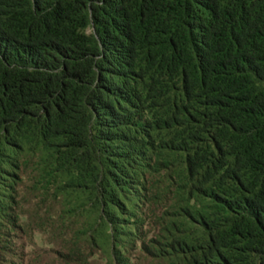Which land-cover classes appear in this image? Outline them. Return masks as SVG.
<instances>
[{
  "label": "trees",
  "instance_id": "1",
  "mask_svg": "<svg viewBox=\"0 0 264 264\" xmlns=\"http://www.w3.org/2000/svg\"><path fill=\"white\" fill-rule=\"evenodd\" d=\"M36 217L46 264H264V0H0V264Z\"/></svg>",
  "mask_w": 264,
  "mask_h": 264
},
{
  "label": "rangeland",
  "instance_id": "2",
  "mask_svg": "<svg viewBox=\"0 0 264 264\" xmlns=\"http://www.w3.org/2000/svg\"><path fill=\"white\" fill-rule=\"evenodd\" d=\"M40 217L45 218V214ZM48 220V219H47ZM45 220V221H47ZM45 224L42 222L39 217L29 220L30 230L28 234H21L20 239L17 243L22 247L21 250H24L29 258L41 257L43 258L45 264L49 260H52L55 257L57 249H60V241L56 238L57 236L53 234L50 230L40 232L38 229L41 225Z\"/></svg>",
  "mask_w": 264,
  "mask_h": 264
}]
</instances>
